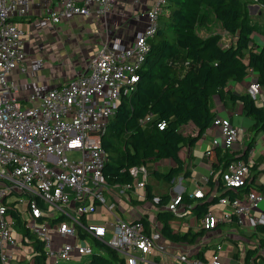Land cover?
I'll return each mask as SVG.
<instances>
[{"label": "built area", "instance_id": "built-area-1", "mask_svg": "<svg viewBox=\"0 0 264 264\" xmlns=\"http://www.w3.org/2000/svg\"><path fill=\"white\" fill-rule=\"evenodd\" d=\"M58 10L48 18L58 22L66 15H105L114 0H56ZM264 1V0H263ZM166 0H154L145 12L147 26L138 30L133 42L124 46L118 38L106 40L92 56L86 72L66 84L51 88L28 104L12 95L15 85L9 74L25 70L21 47L23 29L14 23L30 8L29 0H0V264H57L60 259L79 260L99 250L101 241L113 248L119 264L153 262L147 255L158 248L144 224L116 213V202L106 204V194L134 193L139 198L148 176L145 165L129 168L133 180L110 185L104 178L108 159L101 137L121 97L127 96L139 79V71L150 48L149 39L157 29V19ZM92 6L94 8L92 9ZM188 62L186 61L185 64ZM260 84L251 81L246 93L256 100ZM147 114L141 123L150 119ZM210 124L219 128L206 153L214 148L229 149L237 138L230 117L216 114ZM163 127L164 122L158 123ZM250 162L230 160L220 169L219 178L227 187L240 186L249 175ZM174 179V178H173ZM172 179V180H173ZM201 188L188 194L201 197ZM181 193L161 205L178 215L190 213L181 202ZM264 194L250 189L240 199L219 198L229 204L241 227L264 225V213L254 214ZM161 197L151 199L157 204ZM105 209L101 222L94 221L97 207ZM110 216V218H109ZM19 232V233H18ZM19 234V239L17 235ZM38 241L39 248L31 242ZM97 247V250L94 249ZM260 248V247H259ZM218 244L206 261L182 252L180 264H221ZM39 257L42 263H37Z\"/></svg>", "mask_w": 264, "mask_h": 264}, {"label": "trees", "instance_id": "trees-1", "mask_svg": "<svg viewBox=\"0 0 264 264\" xmlns=\"http://www.w3.org/2000/svg\"><path fill=\"white\" fill-rule=\"evenodd\" d=\"M252 3L264 8L263 0H166L158 15L156 32L149 39L150 48L139 71V79L131 93L119 99L101 137L108 157L103 171L108 184L131 182L133 177L128 171L131 166L142 164L147 167L149 162L159 159H168L170 165L166 171L153 168L150 172L156 178L169 182L179 173L189 174L179 152L194 137L184 134L181 128L191 123L197 128V134L202 133L216 115L211 103L214 95L223 103L227 99L239 101L242 113L253 120L251 128L254 133L264 130V107L247 93L224 89L228 81L240 80L250 70L264 87V42L257 44L252 38L256 29L248 8ZM202 8L209 12L202 11ZM209 14H213L229 34L228 43H224L219 34L201 35L197 31V26L202 25ZM260 33L264 34V22ZM147 114L150 119L141 123ZM162 122L164 126L158 127L157 124ZM253 143L254 136L241 153L218 148L213 171L206 181L207 190L195 198L182 194L181 202L201 217L219 198L231 201L246 195L253 187L250 176L256 169L255 163L250 165L249 175L238 187L225 186L219 178L218 167L230 160H247ZM214 187L218 193L209 198ZM153 196L147 185L142 201ZM159 196L161 199L156 205L161 206L167 196ZM177 216L170 210L157 212L161 233L173 241L193 242L197 233L189 230L180 233L171 228L170 223ZM139 220L144 227L147 225L143 218ZM231 222H236L234 216ZM256 230L264 234V225L258 224ZM30 237L37 250L38 241ZM258 241L259 246H264V236ZM97 246L100 251H95L86 264H119L120 257L113 248L101 241ZM36 262L42 263V260L37 257Z\"/></svg>", "mask_w": 264, "mask_h": 264}, {"label": "crops", "instance_id": "crops-1", "mask_svg": "<svg viewBox=\"0 0 264 264\" xmlns=\"http://www.w3.org/2000/svg\"><path fill=\"white\" fill-rule=\"evenodd\" d=\"M29 1L28 12L14 19V23L24 31L21 47L25 52L23 62L25 70L15 68L9 74L10 81L15 85L12 95L23 104L29 103L31 95L35 100L47 90L60 87L77 74L86 72L90 59L106 40L118 38L122 45H130L136 32L147 26L145 12L149 10L154 0H114L110 10L103 16L94 12L89 15H66L58 22H52L48 18L52 10L59 9L56 0ZM248 8L258 14L262 13V8L257 3H252ZM227 36L230 37L229 34ZM252 38L257 44L264 42L262 33ZM254 79L255 73L250 70L244 78L228 81L224 89L235 93H246L248 84ZM255 101L264 107L263 86H260L259 95ZM211 103L216 114L230 117L232 124L237 127V138L229 148L230 151L241 153L249 139L254 136V143L247 155V160L251 165L255 163L256 167L250 176L253 186L251 189L264 194V130L254 133L251 128L253 120L242 113L239 101L232 102L227 99L226 103H223L217 95H214ZM181 129L184 134L194 137L179 152L189 169V174L179 173L173 180L166 182L164 189L154 191L148 178L156 177L150 171L153 168L166 171L170 165L168 159H159L147 164L146 184L139 191L143 193L142 198L134 193L125 195L116 194L115 191V194L108 192L106 198L116 202V210L119 205L123 206L125 214L122 207L119 208L122 217L143 218L147 222L145 230L153 236L158 245L154 252L147 255L153 262L180 264L175 261V256L182 252L206 261L220 244L221 264H264V246L258 245V239L264 234L256 230V227L255 229L247 228L239 226L236 222L232 223V218L225 220L224 214L231 212L229 204L217 201L211 204L208 211L201 217H198L197 213L190 208V213L178 215L171 221L170 226L173 231L182 233L189 230L197 233L193 242L173 241L161 233V223L157 220V212L160 209H166L153 204L151 199L142 201L145 198L147 185L154 195L167 196L166 202L178 193L188 195L198 188L204 192L207 190L208 176L214 168L213 160L216 158L217 149H221L219 146L215 147L211 156L206 153L209 148H212V138L219 135L217 126L209 124L200 134H197V128L191 123L184 125ZM222 166V164L219 165L218 173ZM214 180H217L216 175ZM217 193L214 187L208 197ZM130 206L137 208L127 212ZM104 211L103 207L98 206L94 213V221L101 222ZM259 212L264 213V197L259 202L258 208L254 210V214Z\"/></svg>", "mask_w": 264, "mask_h": 264}, {"label": "rangeland", "instance_id": "rangeland-1", "mask_svg": "<svg viewBox=\"0 0 264 264\" xmlns=\"http://www.w3.org/2000/svg\"><path fill=\"white\" fill-rule=\"evenodd\" d=\"M251 5V4H249ZM205 11L206 13L209 12L208 9L202 8V11ZM249 13L250 16L252 17V22L254 23V25L256 26V29L253 31L252 33V37H254V35L258 36V33H260V30L263 28V22H264V8H262V13L258 14L256 11L253 12L252 9H249ZM197 31L201 34V35H206V34H210V33H216L219 34L222 41L224 43H228L229 42V38L227 36V33L221 28V26L219 25V22L216 20V18L213 16V14H209L207 15V19L206 21L203 22L202 25H198L197 26ZM148 182H150L152 188L154 191H160L162 189H164V187L166 186V182L165 180H158L156 178H154L153 176H149L148 178ZM110 202V198L106 199V204H108ZM122 207V211H123V206L119 205L118 206V210H115L116 213L118 215L121 216V212L119 210V208ZM136 206H130L129 210H127V212L132 211V209H136ZM123 213L125 214V212L123 211ZM19 233V232H18ZM18 239H19V234L17 235ZM94 249L97 250V247L94 246ZM90 255H84L82 256L81 259L79 260H64V259H60L59 262L57 264H86L87 261L89 260Z\"/></svg>", "mask_w": 264, "mask_h": 264}]
</instances>
